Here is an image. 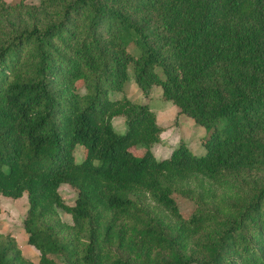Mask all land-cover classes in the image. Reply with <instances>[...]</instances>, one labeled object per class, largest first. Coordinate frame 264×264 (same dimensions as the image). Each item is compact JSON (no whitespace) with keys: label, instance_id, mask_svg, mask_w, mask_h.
Returning a JSON list of instances; mask_svg holds the SVG:
<instances>
[{"label":"trees","instance_id":"1","mask_svg":"<svg viewBox=\"0 0 264 264\" xmlns=\"http://www.w3.org/2000/svg\"><path fill=\"white\" fill-rule=\"evenodd\" d=\"M130 75L203 153L154 157L149 105L110 96ZM23 194L38 262L0 231V264H264V0H0V195Z\"/></svg>","mask_w":264,"mask_h":264},{"label":"rangeland","instance_id":"2","mask_svg":"<svg viewBox=\"0 0 264 264\" xmlns=\"http://www.w3.org/2000/svg\"><path fill=\"white\" fill-rule=\"evenodd\" d=\"M12 2L14 0H4ZM30 4H38L40 0H26ZM82 92V90H80ZM126 95L129 99L137 103H147L150 109L154 112L156 123L162 127L160 132L161 145L154 152V157L159 159L166 157L170 151L178 147L181 143L185 144L195 154L203 153L204 149L201 144V138L206 135V128L194 122V120L186 115L180 119L178 112H174L173 108L178 111V108L171 101L162 98L161 89L153 87L148 96H144L141 90L134 82L133 76L130 75L128 82L125 83L123 92L111 93V98H121ZM112 125L118 133H124L126 130L123 117H115L112 120ZM201 135H198V133ZM83 148L81 145L76 146L74 157L76 161L83 158ZM59 194L66 205H73L77 197L76 191L66 184L59 187ZM179 208L184 214H189L192 209L190 201L185 199H176ZM28 208L26 194L19 198H11L0 195V231L4 234H10L17 242L22 255L31 261L37 263L39 252L30 244L27 243L26 233L23 228V219ZM59 217L62 221L71 223V216L63 209H57Z\"/></svg>","mask_w":264,"mask_h":264},{"label":"crops","instance_id":"3","mask_svg":"<svg viewBox=\"0 0 264 264\" xmlns=\"http://www.w3.org/2000/svg\"><path fill=\"white\" fill-rule=\"evenodd\" d=\"M173 111L176 113V112H178L176 109H175V107L173 108ZM178 116H180V119L181 118H183V117H186V116H184L183 114H179ZM202 134V132L200 133H198V135H201ZM161 145V142H160V144L159 145H157V146H155L154 148H153V152H155L156 151V149L159 147ZM191 149V148H190ZM171 152V151H170ZM168 156V155H167Z\"/></svg>","mask_w":264,"mask_h":264}]
</instances>
